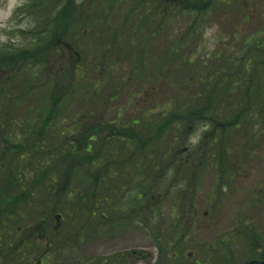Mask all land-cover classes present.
Masks as SVG:
<instances>
[{
  "label": "trees",
  "instance_id": "1",
  "mask_svg": "<svg viewBox=\"0 0 264 264\" xmlns=\"http://www.w3.org/2000/svg\"><path fill=\"white\" fill-rule=\"evenodd\" d=\"M28 1L22 11L37 21L34 29L17 46L0 43V264H62L81 243L98 238L104 225L111 230L135 220L160 224L161 215L155 213L161 208H151L161 204L163 195L157 193L173 179L170 167L175 161L167 162L163 146L168 135L173 134L178 147L176 141L189 127L207 130L202 150L191 151L194 161L179 166L184 179L192 178V164L200 167L199 161L201 170L229 173L231 167L223 169L230 165L235 136L244 135L249 152L260 141L255 126L264 127V34L247 36L236 57L227 47L233 58L226 63L223 50L209 54L225 63L222 67L199 62L200 30L216 11L223 14L231 8L228 0ZM183 16L185 33L177 42L175 35L168 38L159 69L176 62L191 70L199 62L203 70L212 71L202 76L178 113L166 110L167 104L154 119L139 115L135 132L121 135L112 129L101 137L109 129L96 109L99 83L119 73L117 55L137 50L130 76L146 83L147 52ZM244 30L235 29L232 35L245 36ZM90 71L99 75V82L87 84ZM87 87L90 96L83 100ZM81 101L79 112L75 107ZM148 132L154 136H146ZM201 170L195 169L196 174ZM183 190L185 186L179 192ZM174 210L171 219L180 217ZM172 224L169 233L155 238L165 262L187 259L186 232L175 225V218ZM262 246L254 245V250ZM88 263L80 259L76 264Z\"/></svg>",
  "mask_w": 264,
  "mask_h": 264
},
{
  "label": "rangeland",
  "instance_id": "2",
  "mask_svg": "<svg viewBox=\"0 0 264 264\" xmlns=\"http://www.w3.org/2000/svg\"><path fill=\"white\" fill-rule=\"evenodd\" d=\"M28 3V0H0V43L3 45L8 47L19 45L25 40L27 32L34 29L37 21L31 16H25V11H22ZM229 3L231 8L226 13L218 12L209 16L212 21L205 30H200L202 38L199 47L202 51L200 53L202 59L199 62L201 61V64L206 62L207 66L215 67V69L222 67L229 57L233 58V55L236 57L237 52L243 50L242 43L247 36L264 30V0H229ZM178 19L177 23L165 28L166 31L162 33L160 42L147 52L143 75L146 83L145 81L136 82L133 76L127 78L135 69L133 62L136 59L137 50H134L135 52L123 56L117 55L118 66L121 68L119 73L116 77H111L109 82L102 84L103 91L96 106L97 112L106 121V119H113L118 114L117 111L122 110L123 125L120 129L123 131L120 132H126L127 128L130 129L129 133L135 132L134 127L128 124L135 116L150 114L154 119L155 115L167 108L165 107L167 104L171 105L166 110L173 108L175 111L172 114L178 113L181 111L180 106L185 104L187 99H191L189 97L193 95L191 92L196 90L198 81L212 71V69L203 70L199 62L193 65L195 67L191 70L185 69L183 65H178L176 62L168 63L167 69H159L164 64H160V61L163 62L161 53L168 38L175 35L177 42L181 40L179 36L185 33V16ZM242 27L245 28L242 33L245 36L238 35L236 38L237 34L232 35L235 29L240 30ZM131 30L132 32L128 31L126 34L128 37L133 35V31H138V28ZM144 32L150 33L149 29ZM221 38H223L222 42ZM227 47L231 49L233 55L226 53ZM218 50H223L225 63L214 60L213 57L208 58L209 54H215ZM170 65L175 66L170 67ZM65 66H68L67 61ZM61 70L59 68L58 72ZM91 76L90 71L86 80H89ZM94 76V81L99 78L98 75ZM125 78L127 79L124 80ZM120 85L123 89L118 91L117 88ZM83 91L81 96L83 95L84 100L87 95L90 96L91 89L87 87ZM110 97H114L115 101H110ZM81 106L82 101L77 104L75 110L80 112ZM263 129V125L255 126V130L259 131L256 135L261 139L250 146L251 152L248 151L249 146L246 147L244 135L233 138L230 165L224 166L223 169L231 167L229 173L222 172L216 175L209 167L201 170L203 166L194 167L192 164L194 169H191L192 178L190 179H184L186 178L184 173L179 170L183 159H188L182 151L192 145L194 151L200 152L202 150L200 137L203 135V130L197 129L196 132L189 133L191 136L186 138L184 145L178 147L172 143L173 134L168 135L163 145L168 151L167 162L175 159L176 163L170 167L173 179L166 180L162 191L157 193L158 196L163 195L160 198L161 204L151 208L152 212L161 208L158 213H155L161 215L160 224L158 222L157 225L147 226L143 221L135 220L124 227L111 230H106L107 226L104 225L103 233L98 238H91L81 243L80 247L74 249V253L63 260L62 264H76L80 259L90 260L93 264H99L101 260H106L107 264H195L197 258L199 264H229L228 261L231 264H245L249 240L239 234L244 233L245 228L249 227L247 222L254 223L259 220L263 221L259 227L263 231L262 235L264 234V134L261 135ZM146 136L154 135L148 132ZM144 141H150V139L146 138ZM253 146H255L254 149ZM241 148L244 149L241 151ZM195 169L201 170L200 174H196ZM182 186H185L186 190L179 192ZM177 194L179 196L176 197ZM178 201L182 202V207L176 206ZM174 209L180 214V217L176 214L175 218L184 222V232L188 236L184 245L187 262L183 259L177 262H165L164 257L160 256L158 244L155 241L158 234L169 233L168 222L170 213L175 211ZM253 229L258 231L256 225H253ZM230 239L234 240L229 243ZM224 240L228 249L225 253L223 252ZM117 258H120V261H117ZM123 258L129 261L123 263L121 261Z\"/></svg>",
  "mask_w": 264,
  "mask_h": 264
},
{
  "label": "flooded vegetation",
  "instance_id": "3",
  "mask_svg": "<svg viewBox=\"0 0 264 264\" xmlns=\"http://www.w3.org/2000/svg\"><path fill=\"white\" fill-rule=\"evenodd\" d=\"M252 222H250L249 226V252L247 253L246 259L247 262L245 264H264V252H255L252 253L253 246L258 245L264 242V234L262 235V229L259 227L260 224H262L261 221L256 222V226L258 227V231H255L253 229V226L251 225Z\"/></svg>",
  "mask_w": 264,
  "mask_h": 264
}]
</instances>
